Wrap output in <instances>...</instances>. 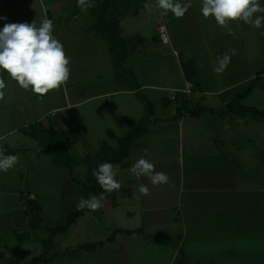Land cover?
Wrapping results in <instances>:
<instances>
[{
    "label": "crops",
    "instance_id": "1",
    "mask_svg": "<svg viewBox=\"0 0 264 264\" xmlns=\"http://www.w3.org/2000/svg\"><path fill=\"white\" fill-rule=\"evenodd\" d=\"M21 1V7H25L26 0ZM191 3V14L194 11L198 15L195 18L199 21V37L188 45L184 44L182 49H177L183 77V83L179 85L142 82L138 78L136 64L133 62L130 65V59L136 58L142 51L140 46L146 45L140 44L144 40L139 39L138 35L139 46L135 41L136 46L129 48L122 36V18L114 14L108 17H115L120 22L121 36L127 44L125 66L129 78L134 79L138 87H134L130 83L131 79H127L114 66L109 45L92 30L93 18L92 23L90 19L88 26L80 30L85 35L84 43L64 44L66 54L71 58V75L60 90H54L41 99L31 91L20 88L8 75L5 78V99L0 101V141L5 140L7 145L1 150L5 155H18L20 159L7 173L0 172V204L10 203L8 212L0 213V218L11 216L14 211L21 213L11 217L14 237L19 229L26 227L28 219V227L42 228L46 232L48 228L54 227L55 222L46 213V207L52 206L58 211L61 205L62 220L59 224H64L67 213L77 208L82 184L80 180L90 178L95 167L93 159L104 149L109 158L112 153L107 149L112 150L121 138L144 120L146 109L141 95L153 105L146 131L131 139L126 156L113 163L118 174H123L120 175L123 182L126 181L125 194L104 192L101 209L95 212L86 210L80 215L85 218L91 215L92 224L102 226L99 228L103 238L89 243L102 241L103 245L88 251L79 248L82 245L80 243L67 255L54 250L57 237L69 232V227L77 222L78 216L65 232L54 237V247L49 252L52 259L44 264L71 262L82 254L100 256L104 264H230L228 260L225 263L201 259L209 255L213 258H240L238 264H264V167L260 169L264 143H261L260 133L250 132L253 122H249L257 119L233 112V116L227 117L224 113V116L219 117L213 111L215 107L206 102V96H219L222 97V105L227 107L257 77L253 89L240 99L242 101L259 88L257 84L264 78V67L253 62L259 67L254 74L249 72L234 78L229 77L228 73H223L221 77L213 74L215 82L222 78L224 83L216 88H206L203 87L204 82L210 80L206 76V79L201 78L197 72L200 62L195 61V65L192 62L195 58L192 48L205 46L212 52L215 61L228 49H236L237 54L231 56L228 67L241 63L240 59L244 58L245 61L251 56L252 47L247 34L252 30L262 34L264 29L234 22L230 24L234 35H230L224 28L217 26L214 19H205L198 13L201 0H191ZM260 3L264 5V0H260ZM23 15L31 19L34 12L24 8ZM41 15L50 19L54 13L51 11L50 15L47 9ZM60 26V30H66L69 25L63 21ZM70 34L61 31L63 36ZM164 42L170 43L171 38L168 36ZM79 47L96 48L103 56L96 55L92 61L85 55L81 56L83 52L73 53ZM184 63L193 71L191 81L185 76ZM187 82L192 83V90L183 95L180 91ZM146 89L155 91L160 110H156L148 96L142 94V90ZM173 91L180 92V95H175V99H172ZM227 93L228 96L223 97ZM183 98L189 99L187 109L194 107V114L185 109L180 112L179 105L183 104ZM240 104L251 107L259 105ZM260 105L264 106V103ZM235 118V122H239L238 128L234 127ZM242 118L246 123H242L244 120L238 121ZM34 124H40L39 136L49 129L55 131V135L52 132L46 134H50L64 147V152L71 160L76 161L71 170L68 165L54 162L52 153L45 150V139L34 138L33 141L32 134L25 132L27 127ZM16 134H20L19 139L14 137ZM240 140L243 145H252L253 153L259 154L260 158L257 159L261 165L258 167V177H247L239 170L245 163L240 155L237 156L239 149L236 147L239 148ZM141 156L150 160L156 171L167 173L171 182L154 187L146 177L137 180L129 169ZM62 162L65 163L66 159L63 158ZM140 184L149 187V196L139 193ZM54 191L58 197L53 196ZM22 193L25 194L24 199ZM27 209L35 211L34 217H29ZM250 233L255 235L253 240ZM19 238V244L25 249L27 240L23 236ZM46 238H42V244ZM79 250L83 251L73 254ZM245 252L248 254L244 255ZM39 255L32 256L26 264ZM66 257L68 259H62ZM8 258L2 264L15 261L11 256Z\"/></svg>",
    "mask_w": 264,
    "mask_h": 264
},
{
    "label": "rangeland",
    "instance_id": "2",
    "mask_svg": "<svg viewBox=\"0 0 264 264\" xmlns=\"http://www.w3.org/2000/svg\"><path fill=\"white\" fill-rule=\"evenodd\" d=\"M21 3H22L21 0H0V28H3V26L6 23H23V22L31 23V21L34 20H36L37 24H39V22L42 19H44V17L41 15L42 12L48 9L50 15H51V11L54 13L53 16H50V19H52L54 22L53 34L63 44V46L65 43L68 44L72 42H77V43L85 42V35L81 33L80 30H82L83 27L88 26L87 23L88 21L90 22V19H91L90 23H92L93 16L91 9H89L87 13L82 12L80 8L77 6V0H26L25 7H21ZM146 4L149 5L150 7L145 8ZM24 8L30 9L31 11L34 12V15L31 16V19L23 15ZM191 8H189L188 12L185 14L183 18L177 19L171 13H169L167 16L161 15L160 10L156 8L155 0H110L109 6L107 8V15L109 16L110 14H114L116 15L117 18H119L118 16L122 18V30H123L122 36L126 39L129 48L135 44V41L137 42L136 36L138 35H140L139 39L144 40V42L140 44L146 45V46L144 45L140 46V49L142 51L138 53V56L136 57L137 59L136 58L130 59L131 61L130 65L134 63L136 64L135 73L142 82H151L158 84L171 83L176 85H179V83H183L182 69L180 67L181 61L179 59V56L176 55L179 52L177 49L180 48L182 49L184 44L188 45V43L193 42L192 41L193 39L195 38L198 39L199 37L198 27H197V25H199V21L195 18L198 15H196L193 10H192L193 14H191L190 12ZM198 13L201 14V12ZM13 16H15L16 19H14ZM63 21L64 22L66 21V23L69 25L66 27V30L59 29L62 28L60 26V22ZM71 22L74 23L71 24ZM61 31L63 33H68V34H70V32L73 31L75 32L66 37L61 35ZM204 33L207 36V32L205 31ZM163 34L167 37V39L168 36L171 38L170 43L164 42V39L162 37ZM247 35H248L249 45L252 47V50L249 49L251 50V56L245 58V61L244 58L240 59L241 63L232 65L234 66L233 68L232 66L227 67V69L223 73L224 74L228 73L229 77L234 78L236 76L237 77L245 76L249 72L254 74L256 68H259L260 66L264 67V30L262 31V34H258L257 32L252 30ZM137 45L139 46L138 42ZM135 46L136 45H134V47ZM74 47H76L75 44ZM64 49L66 51L65 46ZM192 49L195 56V58L192 60L193 64L195 65L197 61L200 62L201 65L203 64L202 66L201 65L197 66L198 68L197 72L200 74L201 78L204 77L206 79L207 77L210 80L207 82L205 81L203 87L216 88L217 86H221L224 83L223 79L220 78V80L215 82V79L213 78L214 76L213 74L217 75L213 70L214 67L217 66V61L213 59L212 52H210L209 49H205V46H196L195 48L193 47ZM96 50H97L96 48L81 49L79 47V48H75L73 53L81 54L83 52L84 54H81V56L85 55L87 59L91 58L93 61L96 58V55L103 56V54H99V52ZM174 50L177 51H175L174 53ZM200 54H203V56L200 57ZM235 62L237 61H233V63ZM246 62H248L249 65L246 64ZM253 62H257L259 64V67H256ZM130 74L133 75V73ZM202 74H204V76ZM7 75L8 74L6 72L0 71V78L5 80ZM220 75L218 76L221 77ZM257 86L259 87L258 89L254 90L248 97L243 98L242 101L239 100V102L240 103L244 102L246 104H259L256 105V107L261 110V108H264L263 105H260L261 102L264 103V78L261 79V81L257 84ZM184 88H186V85ZM154 93H155L154 90H147V89L142 90V94H146L148 98L154 103L156 110H160L161 105L157 101L158 96L155 95ZM156 93L158 94V92ZM163 93L165 92L163 91ZM171 94L178 96L180 95V92L173 91L171 92ZM228 94L229 93L225 94L223 97L226 98ZM207 97L208 96H206V100H207L206 102L211 106L215 107L213 111L217 114L216 116L222 117L224 116L223 115L224 113L227 115V117H230L232 115V112H230L224 105H222L220 101L222 97L219 96H214L210 98ZM235 106L238 107L237 105ZM243 120H244L243 118L238 119V121L241 122ZM235 121H237L236 118L235 120H233L235 125L234 127L238 128L237 123L239 122H235ZM249 122L250 123L253 122V125L251 126L252 130H250V132L252 131L257 134L260 133V138L262 141L261 143L263 144L264 119H257V121H249ZM242 123H246V120H244ZM19 135L20 134L18 135L16 134L14 137H16V139H19ZM31 138H33V141H35L34 138L38 139L35 136H31ZM41 138L46 140V142L44 141V144L47 143L49 145L54 146L55 148H57L56 151L61 150V152H63L60 154L62 159L65 158L66 161L69 162L71 161L70 159L71 157L64 152V147L61 146V144L58 143L53 137L46 134L43 137L41 136ZM256 138L257 139L259 138L258 135ZM239 143H240V145H238L239 148L236 147V149H239L237 156L240 155L245 160V163L243 164V166L240 167L239 170L244 172V175H246L247 177L254 178V176H256L257 174L259 175L258 167L261 165L259 160L257 159L260 158L259 154L255 152L253 153L252 150L254 149V147L252 145L251 146L247 145V143L243 145L242 140H240ZM6 145L7 144L5 140L0 141V150L2 149V147ZM118 145L119 143L117 144V146H114L112 150L109 148L107 150L109 152H116L114 150L118 147ZM262 148L263 147L261 146V149ZM253 156H256V158H254ZM100 158L101 155L100 154L97 155L96 159H100ZM96 159L95 158L93 159L95 161L94 162L95 168L100 163H103L102 160H96ZM261 159H262V166L260 167V169L264 167V155L261 157ZM73 162L76 163L75 160ZM73 162L71 164H73ZM113 166L115 168V164H113ZM120 175L123 174L121 173ZM120 175L117 172L116 179L122 184V188L119 191H117V193H121V195H123L125 194L124 187L126 186V181L123 182L124 179ZM93 179L94 178L88 177L87 180L81 179L80 182L89 184L92 183ZM21 196L23 199L25 198L24 193H22ZM53 196L58 197L55 191L53 193ZM9 205L10 203L0 204V213H7L9 210ZM53 208L54 207L52 206L46 207V213L49 215L51 220H54L55 225H57L62 220L61 211L63 207L61 208L60 205L61 209L58 208V211H56L57 208L55 210ZM27 211L30 213L29 216L30 218L34 217V214H36L35 211L32 210L27 209ZM51 212H53L55 215L52 214ZM18 213L20 212L14 211L12 215L17 216ZM12 215L11 216L7 215L0 218V264H2L4 260L10 259L8 258L9 256H11L13 260H15L10 262V264H26V262H28L32 256L39 255L43 251L44 247L41 240L42 238L48 237L49 234L42 228L28 227L27 225L29 221L28 219L27 223L25 224L26 227L23 228L22 230H20L18 227L17 229L19 230L15 233L17 236L15 237L12 236V230H13L12 227H14L11 224ZM81 216L78 217V219L76 220L77 222H75L71 227H69V232H65L64 234L57 237L55 241V249H54L56 252H62L61 254L67 255L70 254V251H72V249L76 248L77 244L80 243L86 244L92 240H100L103 238V234L101 232V229L99 228L102 226L93 225L92 219H90L91 215L87 216V218ZM19 236H23V238L27 240L26 241L27 244H25L26 247L25 249L23 248L22 244H19L20 243ZM249 236H251L252 240L255 237L253 233H250ZM81 251L83 250H79L77 253H73V254H79L81 253ZM246 254L248 253L245 252L244 255ZM62 259L65 260L68 258L66 257ZM101 259L100 256L97 255L82 254L81 257L71 260V262L62 261L61 264H104V261H101ZM201 259H206V262L228 263L227 262L228 260L230 264L240 263V258H235V259L213 258L211 257V255L207 257L203 256V258Z\"/></svg>",
    "mask_w": 264,
    "mask_h": 264
},
{
    "label": "clouds",
    "instance_id": "3",
    "mask_svg": "<svg viewBox=\"0 0 264 264\" xmlns=\"http://www.w3.org/2000/svg\"><path fill=\"white\" fill-rule=\"evenodd\" d=\"M155 4L161 15L171 13L177 19L183 18L192 7L191 0H155ZM77 6L87 13L89 9L97 7V4L95 0H77ZM149 7L145 5V8ZM200 12L205 19H214L217 26L224 28L230 35H234L230 27L234 22H242L254 29L264 27V5L260 0H201ZM53 32L54 22L48 18L42 19L39 24L34 20L31 23H6L0 28V71L6 72L20 88L31 91L41 99L54 90H60L71 75V58ZM236 54L237 50L230 48L217 57L214 72L222 74L227 69L231 56ZM6 86L5 80L0 78V101L5 99ZM19 159L18 155H5L0 150V172L7 173L13 169ZM129 171L137 180L146 177L154 187L171 182L167 173L156 171L155 165L144 156L136 160ZM92 175L103 192L99 196H82L77 203V210L98 211L103 207L104 192L111 193L122 188V184L116 179L117 171L112 163H100L92 170ZM138 191L143 196L151 194L145 184H140Z\"/></svg>",
    "mask_w": 264,
    "mask_h": 264
},
{
    "label": "trees",
    "instance_id": "4",
    "mask_svg": "<svg viewBox=\"0 0 264 264\" xmlns=\"http://www.w3.org/2000/svg\"><path fill=\"white\" fill-rule=\"evenodd\" d=\"M97 7L91 8L92 11V16L94 18V22L92 25V30L98 34L101 38H103L107 44L110 47L111 53H112V61L114 66L122 72V74L127 78H129V71H127L126 66H125V58L127 55V44L125 43L123 37L121 36V29L119 25V20L116 19L115 17H108L107 15V8L109 6L110 0H95ZM183 69L185 71V76L187 77L188 80L193 79V71L190 69V66L186 63L183 64ZM257 77L252 79L250 81V84L240 93L237 94V96L233 99L231 103H228L227 109L237 115L240 116H249L254 119H264V110H260L256 107H251V106H244L239 103V100L244 97L246 94H248L254 87V84L256 83ZM130 83L135 87H138L137 83L135 82L134 79L130 80ZM141 95V94H140ZM144 104H145V109H146V114L144 117V120L141 122V124L137 127L132 129L127 135H125L123 138H121L118 147L114 150L116 152H111V156L108 158L106 150H102L101 155V160L102 162H109V163H115L121 161L125 156H126V151L129 145V142L131 139L141 135L144 133L147 129V124L149 121V116L153 113V105L150 101H148L145 96L141 95ZM189 105V101L183 98V104L179 105V110L181 112L182 109H185L186 112H189L191 114H194V107L188 108L187 106ZM237 105L238 107H236ZM40 124H34L25 129V132H28L29 134H32V136L37 137L38 139H41L42 141L44 139L41 138V136L38 135V130H39ZM51 130V131H50ZM47 132L55 135V131H52V129L47 130ZM46 132V133H47ZM45 133V132H44ZM45 133V135H46ZM50 136V134H47ZM57 148H55L52 145H49L45 143V150L47 152L52 153V158L55 163L57 164H65L66 166L68 165L71 170L72 166V160L66 161L65 163L62 162L61 158V150L56 151ZM68 155V154H67ZM63 156V155H62ZM71 159V158H70ZM95 168V167H93ZM90 178H94L92 183H82L81 184V190H80V198L83 196L84 198H88L90 194L94 195H99L100 193L103 192V189L99 186V184L96 182L95 177L91 174ZM86 210H77V208L73 211H70L66 215V220L64 224H57L54 227L48 228V237L43 241V252L33 258L28 264H40V263H45L49 262L52 257L49 255L50 250L54 247V237L58 233L65 232L70 224L80 215H82ZM112 239V236L109 237V240ZM104 242H91V243H86L82 244L79 246V248H83L86 250H94L97 248L99 245H103Z\"/></svg>",
    "mask_w": 264,
    "mask_h": 264
},
{
    "label": "built area",
    "instance_id": "5",
    "mask_svg": "<svg viewBox=\"0 0 264 264\" xmlns=\"http://www.w3.org/2000/svg\"><path fill=\"white\" fill-rule=\"evenodd\" d=\"M163 39H164V41H166L167 40V37L163 34ZM192 83L191 82H187L186 83V88H184V89H182L180 92H181V94H187V93H189L192 89ZM172 99H175V95L174 96H172Z\"/></svg>",
    "mask_w": 264,
    "mask_h": 264
}]
</instances>
